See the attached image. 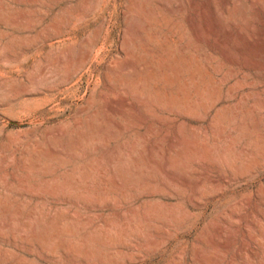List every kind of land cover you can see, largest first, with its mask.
<instances>
[{
	"label": "rangeland",
	"instance_id": "1",
	"mask_svg": "<svg viewBox=\"0 0 264 264\" xmlns=\"http://www.w3.org/2000/svg\"><path fill=\"white\" fill-rule=\"evenodd\" d=\"M0 264H264V0H0Z\"/></svg>",
	"mask_w": 264,
	"mask_h": 264
},
{
	"label": "bare ground",
	"instance_id": "2",
	"mask_svg": "<svg viewBox=\"0 0 264 264\" xmlns=\"http://www.w3.org/2000/svg\"><path fill=\"white\" fill-rule=\"evenodd\" d=\"M136 64V63H135Z\"/></svg>",
	"mask_w": 264,
	"mask_h": 264
}]
</instances>
